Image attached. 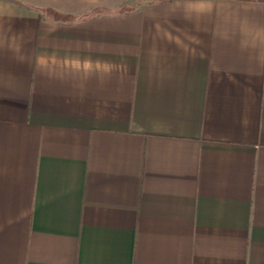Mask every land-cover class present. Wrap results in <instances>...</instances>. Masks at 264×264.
I'll return each instance as SVG.
<instances>
[{
	"label": "crops",
	"instance_id": "obj_1",
	"mask_svg": "<svg viewBox=\"0 0 264 264\" xmlns=\"http://www.w3.org/2000/svg\"><path fill=\"white\" fill-rule=\"evenodd\" d=\"M140 1L0 0V264H264V0Z\"/></svg>",
	"mask_w": 264,
	"mask_h": 264
},
{
	"label": "rangeland",
	"instance_id": "obj_2",
	"mask_svg": "<svg viewBox=\"0 0 264 264\" xmlns=\"http://www.w3.org/2000/svg\"><path fill=\"white\" fill-rule=\"evenodd\" d=\"M139 1H140V0H139ZM136 2H137V1H136ZM140 2H144V1L141 0Z\"/></svg>",
	"mask_w": 264,
	"mask_h": 264
}]
</instances>
